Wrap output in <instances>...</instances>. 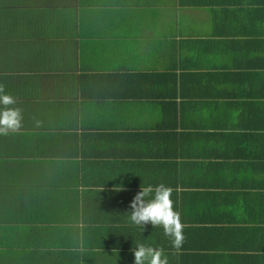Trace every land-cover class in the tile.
<instances>
[{
    "label": "crops",
    "instance_id": "0c3cea01",
    "mask_svg": "<svg viewBox=\"0 0 264 264\" xmlns=\"http://www.w3.org/2000/svg\"><path fill=\"white\" fill-rule=\"evenodd\" d=\"M0 84V264H264V0H0ZM159 183L179 251L128 218Z\"/></svg>",
    "mask_w": 264,
    "mask_h": 264
},
{
    "label": "clouds",
    "instance_id": "9594fccd",
    "mask_svg": "<svg viewBox=\"0 0 264 264\" xmlns=\"http://www.w3.org/2000/svg\"><path fill=\"white\" fill-rule=\"evenodd\" d=\"M17 103L16 98L0 84V136H8L22 127V110ZM114 190L123 189L117 187ZM173 191L172 187L164 183L141 186L130 202L128 218L142 229L149 223L153 227H160L171 247L179 251L185 240L184 224L180 212L174 208ZM132 252L134 264H169L168 256L162 248L137 243Z\"/></svg>",
    "mask_w": 264,
    "mask_h": 264
}]
</instances>
